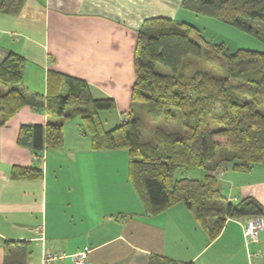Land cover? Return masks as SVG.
I'll return each instance as SVG.
<instances>
[{"label":"crops","instance_id":"crops-1","mask_svg":"<svg viewBox=\"0 0 264 264\" xmlns=\"http://www.w3.org/2000/svg\"><path fill=\"white\" fill-rule=\"evenodd\" d=\"M181 2L25 0L19 14L0 13V61L9 52L20 54L31 92L45 95L46 73L54 70L86 81L95 98L112 97L114 115L99 112L103 127L110 129L129 106L139 26L147 18H174ZM45 122L42 110L24 106L0 125V264H74L81 251L87 253L85 264H148L151 255L194 264H264V226L258 240L246 244V217L228 219L209 241L183 203L146 215L128 179L127 153L92 150L76 118L64 121L62 144L44 149L43 156L17 144L21 125ZM118 157L125 169L117 168ZM42 158L72 166L62 171L46 162L42 168ZM14 165L39 167L42 175L13 177ZM219 180L227 199L251 196L260 202L264 221V164L248 172L226 170ZM5 240L25 248V258L5 255ZM256 249L259 257L252 256ZM46 251L63 256L45 263Z\"/></svg>","mask_w":264,"mask_h":264},{"label":"trees","instance_id":"trees-1","mask_svg":"<svg viewBox=\"0 0 264 264\" xmlns=\"http://www.w3.org/2000/svg\"><path fill=\"white\" fill-rule=\"evenodd\" d=\"M24 3L0 0V13L17 15ZM181 4L257 35L255 25L264 29V0ZM25 66L15 52L0 61V125L24 106L42 110L46 122L21 125L16 139L35 156L59 147L64 121L76 118L92 150H126L128 179L146 215L183 203L209 241L228 219L262 216L263 206L255 198L234 202L216 186L226 170L248 172L264 164V51L229 52L186 21L145 19L136 35L129 106L110 129L103 127L99 112L115 109L112 97L95 98L86 81L54 70L46 73L45 95L31 92L23 80ZM191 167L202 168L203 177H174L176 170ZM11 175L35 178L42 170L14 165ZM3 245L5 255L25 258V248L7 240ZM148 264L194 263L151 255Z\"/></svg>","mask_w":264,"mask_h":264},{"label":"rangeland","instance_id":"rangeland-1","mask_svg":"<svg viewBox=\"0 0 264 264\" xmlns=\"http://www.w3.org/2000/svg\"><path fill=\"white\" fill-rule=\"evenodd\" d=\"M173 19L186 21L196 26L198 29H200L202 35L205 37L206 40L215 43H223L227 47L229 52H233L240 48L264 51V38H262L261 36L264 33V29L261 26L258 25H255L256 27L254 26V30L258 31V35H257L253 32L244 30L220 18L198 14L189 9L184 8L183 6L180 9V12H178V14ZM206 65L209 66V63H207ZM101 112H106V111H101ZM107 113L114 115L115 111H109ZM120 116H122L121 118H123V114H120ZM71 121H75V119H72ZM212 126L215 127V124L213 123ZM65 133L68 135V138L71 136L68 131ZM116 151H125V153H127L125 149H117ZM41 154L43 156V153ZM46 162L48 163V160L46 161L45 158H42L39 161V163L42 164V168H45ZM115 162L117 164L116 165L117 168L125 169V162H123V159H121V157H118L117 161ZM58 164L61 166V168H63L62 171H64L67 167L72 166L71 163H69L68 161L66 162L61 159L50 160L48 166L52 169V167H55ZM78 165L79 163H77V167H79ZM89 166L90 163H88L87 167ZM49 173H50V169H48V174ZM203 175H204V170L200 167H191L182 170L178 169L174 172L175 178H179L181 176H187L193 179H201ZM221 182L222 181H220V183Z\"/></svg>","mask_w":264,"mask_h":264},{"label":"built area","instance_id":"built-area-1","mask_svg":"<svg viewBox=\"0 0 264 264\" xmlns=\"http://www.w3.org/2000/svg\"><path fill=\"white\" fill-rule=\"evenodd\" d=\"M264 221L261 215H254L247 217L242 222L243 237L246 244L254 243L258 240V233L263 228ZM41 226L35 228L36 232H40ZM259 257L261 255V249H258L252 256ZM63 256L54 252H44L43 261L45 263L58 259ZM87 253L85 251L78 252L74 255V264H85Z\"/></svg>","mask_w":264,"mask_h":264},{"label":"water","instance_id":"water-1","mask_svg":"<svg viewBox=\"0 0 264 264\" xmlns=\"http://www.w3.org/2000/svg\"><path fill=\"white\" fill-rule=\"evenodd\" d=\"M216 188L218 189L219 188V185H217Z\"/></svg>","mask_w":264,"mask_h":264}]
</instances>
